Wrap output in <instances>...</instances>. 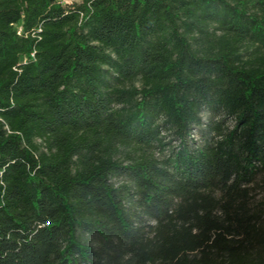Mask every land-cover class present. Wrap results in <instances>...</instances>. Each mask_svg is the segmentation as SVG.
<instances>
[{
  "label": "trees",
  "instance_id": "trees-1",
  "mask_svg": "<svg viewBox=\"0 0 264 264\" xmlns=\"http://www.w3.org/2000/svg\"><path fill=\"white\" fill-rule=\"evenodd\" d=\"M263 165L264 0H0V264H264Z\"/></svg>",
  "mask_w": 264,
  "mask_h": 264
},
{
  "label": "rangeland",
  "instance_id": "rangeland-1",
  "mask_svg": "<svg viewBox=\"0 0 264 264\" xmlns=\"http://www.w3.org/2000/svg\"><path fill=\"white\" fill-rule=\"evenodd\" d=\"M69 3H81L82 0H64ZM206 120V117H204ZM231 123V122H230ZM196 140H199L197 137ZM250 187V208L252 214L258 215L257 227L264 230V165L257 171Z\"/></svg>",
  "mask_w": 264,
  "mask_h": 264
}]
</instances>
